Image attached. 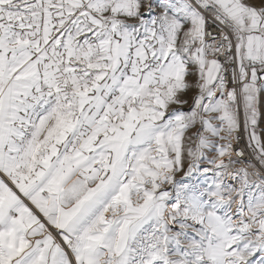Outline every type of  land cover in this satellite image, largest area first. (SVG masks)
<instances>
[{
    "label": "snow or ice",
    "instance_id": "obj_1",
    "mask_svg": "<svg viewBox=\"0 0 264 264\" xmlns=\"http://www.w3.org/2000/svg\"><path fill=\"white\" fill-rule=\"evenodd\" d=\"M0 264H264V0H0Z\"/></svg>",
    "mask_w": 264,
    "mask_h": 264
}]
</instances>
